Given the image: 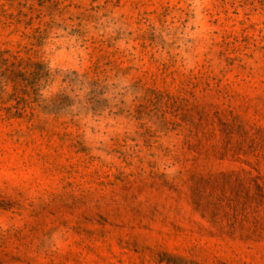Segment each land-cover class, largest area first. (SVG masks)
<instances>
[{"label":"rangeland","instance_id":"obj_1","mask_svg":"<svg viewBox=\"0 0 264 264\" xmlns=\"http://www.w3.org/2000/svg\"><path fill=\"white\" fill-rule=\"evenodd\" d=\"M0 264H264V0H0Z\"/></svg>","mask_w":264,"mask_h":264}]
</instances>
